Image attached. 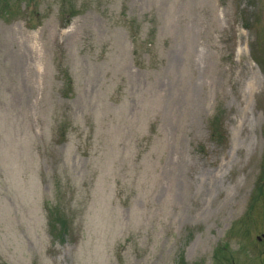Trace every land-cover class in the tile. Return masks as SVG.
<instances>
[{
	"label": "rangeland",
	"instance_id": "rangeland-1",
	"mask_svg": "<svg viewBox=\"0 0 264 264\" xmlns=\"http://www.w3.org/2000/svg\"><path fill=\"white\" fill-rule=\"evenodd\" d=\"M0 264H264V0H0Z\"/></svg>",
	"mask_w": 264,
	"mask_h": 264
},
{
	"label": "bare ground",
	"instance_id": "bare-ground-1",
	"mask_svg": "<svg viewBox=\"0 0 264 264\" xmlns=\"http://www.w3.org/2000/svg\"><path fill=\"white\" fill-rule=\"evenodd\" d=\"M21 56H23L25 58L24 52H23V54Z\"/></svg>",
	"mask_w": 264,
	"mask_h": 264
}]
</instances>
